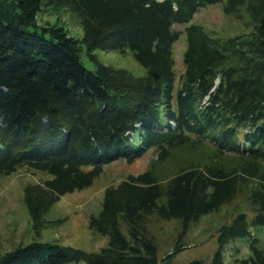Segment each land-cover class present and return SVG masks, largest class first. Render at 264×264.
I'll return each instance as SVG.
<instances>
[{
  "label": "trees",
  "instance_id": "obj_1",
  "mask_svg": "<svg viewBox=\"0 0 264 264\" xmlns=\"http://www.w3.org/2000/svg\"><path fill=\"white\" fill-rule=\"evenodd\" d=\"M218 3L227 13L245 7L254 30L222 40L201 25L187 26L186 71L176 90L175 25ZM47 8L69 9L83 37L41 24ZM98 49L130 50L146 75L103 64ZM203 148L210 153L162 182L158 163L177 150ZM150 151L156 158L147 171L107 188L101 212L90 219L109 238L100 252L33 242L0 264H173L191 226L242 193L252 218L242 210L219 229L211 261L182 264H226L223 249L237 238L249 239L251 255L236 264H264L252 232L264 225V0H0V173L28 166L52 175L25 189L34 228L64 195L93 185L107 164ZM153 215L180 222L175 247L162 260L148 229Z\"/></svg>",
  "mask_w": 264,
  "mask_h": 264
},
{
  "label": "rangeland",
  "instance_id": "obj_2",
  "mask_svg": "<svg viewBox=\"0 0 264 264\" xmlns=\"http://www.w3.org/2000/svg\"><path fill=\"white\" fill-rule=\"evenodd\" d=\"M11 1V0H8ZM41 24L51 23L63 26L72 36L81 38L84 35L79 19L73 16L69 9L60 11L47 8L40 13ZM191 24L203 26L215 38L222 40L240 34H248L254 30L252 19L246 8L238 13H227L223 3L213 4L200 9L188 24L175 25L181 36L174 44L176 71V90L180 78L186 71L184 62L188 48L186 27ZM99 60L118 70H125L135 77L146 75L145 67L140 64L130 50L110 51L96 50ZM86 67L94 70L95 65L87 54H83ZM210 150L203 148L199 153L188 149L177 150L171 159L158 163L156 173L163 183L174 172L192 158L205 157ZM156 158V152L150 151L142 158L133 162L121 159L107 164L102 174L93 185L64 195L44 217V224L36 230L25 203V189L32 184L52 178L47 172L35 170L28 166L20 167L11 174L0 173V257L33 242H58L62 245L82 249L87 252H100L109 243L107 236L101 235L90 227V219L98 215L103 206V198L107 188L117 186L128 176L144 173ZM250 212L251 205L247 195L242 193L233 203L222 207L219 211L205 215L200 222L193 224L184 242L186 248L173 257V264H182L194 260L211 261L218 248L219 229L230 224L233 217L240 211ZM148 229L158 246V257L162 260L175 247L180 233L178 220H161L156 215L149 217ZM124 233L128 235L127 225L123 224ZM259 246L264 249V225L252 228ZM251 255L248 238H237L228 243L223 249L226 264H236V259L248 258ZM66 264H88L85 261L69 262Z\"/></svg>",
  "mask_w": 264,
  "mask_h": 264
}]
</instances>
